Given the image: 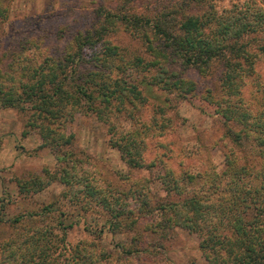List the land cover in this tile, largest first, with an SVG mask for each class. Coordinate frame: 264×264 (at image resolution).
I'll return each mask as SVG.
<instances>
[{"label": "trees", "instance_id": "trees-1", "mask_svg": "<svg viewBox=\"0 0 264 264\" xmlns=\"http://www.w3.org/2000/svg\"><path fill=\"white\" fill-rule=\"evenodd\" d=\"M135 1L145 6L142 13L102 12L105 19L100 20L97 32L77 34L69 53L49 54L47 48L42 51L39 44L32 42L27 50L44 52L40 60L19 58L8 67L4 58L0 60L1 106L17 110L26 119L25 127L40 132L44 144L56 155L63 183H68V177L77 179V187H82L86 197L95 198L110 214L112 233L124 227L129 231L142 227L143 232L168 236L181 228L198 236L207 264H264V84L258 72V65H264V0L233 4L222 13L206 0L124 3ZM8 16V8L0 6V20L7 21ZM116 24L145 40L148 52L154 51L153 62L137 59L143 71L149 67L157 71L149 81L143 76L128 85L105 72L106 60L96 57L89 62L85 58V48L100 45ZM7 49L11 52V46ZM170 53L184 68L197 69L202 76L211 74L210 79L218 80L221 97L215 99L209 94L208 101L216 106L224 120L226 136L237 149L226 154L227 165L221 173L180 177L168 172L161 176L166 196L154 203L145 201L138 208L139 213L144 210L151 219L146 229L140 226L141 216L134 217L137 208H116L107 189L94 186L85 176L72 174L79 160L73 151L74 135H67L65 130L76 113L92 112L107 123L111 116H101L107 109L103 105L143 104L147 98L140 88L145 84L143 87L178 91L182 97L193 93L197 84L171 72L165 64ZM253 88L257 94L252 96ZM113 112H118L115 107ZM113 145L130 167H151L143 157L142 140L125 135ZM40 184L41 179H33L19 185L23 193L30 194V186ZM51 209L25 210L10 218L0 213V225L8 230V236L0 239V264H173L159 253L163 245L155 242L146 246L122 245L115 257L95 241L69 245L68 226L47 222Z\"/></svg>", "mask_w": 264, "mask_h": 264}, {"label": "rangeland", "instance_id": "rangeland-1", "mask_svg": "<svg viewBox=\"0 0 264 264\" xmlns=\"http://www.w3.org/2000/svg\"><path fill=\"white\" fill-rule=\"evenodd\" d=\"M206 1L222 13L233 4L247 0ZM0 6L7 7L9 14L7 21L0 20V60L4 58L7 67L19 58L37 61L44 57V52L27 50L33 46L32 42L39 44L42 51L47 48L49 54L53 51L54 54L69 53L77 34L97 32L95 29L100 20L105 19L104 14L101 17L102 12L137 14L145 7L141 1L125 5L124 0H0ZM114 30L104 35L100 45L85 48V58L89 62L96 57L106 60V63L103 61L105 72L128 85L143 76L149 81L157 71L150 67L143 71L138 67L137 59L153 62L154 51L148 52L145 40L131 34L124 25L116 24ZM9 46L11 52L7 49ZM107 55L110 57L106 58ZM168 57L165 64L170 71L193 80L197 90L182 97L178 91L168 92L157 86L143 87L145 84L140 88L147 98L143 104L117 103L114 106L116 113L113 112L114 104L103 105L107 109L101 116H111L107 123L92 112L76 113L73 121L69 119L65 130L67 135H74L73 151L79 160L71 169L72 174L85 176L94 186L107 189L109 200L116 203V208H137L134 217L139 214L140 226H146V229L149 228L147 221L151 219L144 215V210L139 213L138 208L145 201L154 203L166 196L161 176L168 172L180 177L221 173L227 165L226 154L237 149L226 136L224 120L217 114L216 106L208 101L209 94L215 99L221 97L218 80L210 79L211 74L202 76L197 69L184 68L172 53ZM258 72L261 75L259 81L264 84L262 63L258 65ZM252 92V96L257 94L254 88ZM25 122V117L17 110L4 108L0 102V213L6 218L25 210L51 207L47 222L52 226L58 222L68 226L69 245L95 241L115 257L122 245L146 246L155 242L163 245L159 253L173 264H207L198 236L181 228H175L168 236L143 232L142 227L132 231L124 227L118 233H112L110 214L104 212L95 198L86 197L82 187H77V179L73 181L68 177V183H63L55 153L44 144L40 132L25 127ZM125 135L143 141V157L151 167L137 169L125 162L113 145ZM33 179H41L43 184L30 186V194L23 193L19 184L22 186ZM7 232L0 225V239L7 237ZM61 233L57 231V234Z\"/></svg>", "mask_w": 264, "mask_h": 264}]
</instances>
